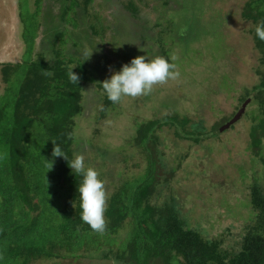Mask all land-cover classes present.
<instances>
[{
  "label": "trees",
  "instance_id": "16d2710c",
  "mask_svg": "<svg viewBox=\"0 0 264 264\" xmlns=\"http://www.w3.org/2000/svg\"><path fill=\"white\" fill-rule=\"evenodd\" d=\"M111 1L114 8L120 3L119 0ZM139 1L150 9L153 18L139 17L138 4L127 0L123 3L128 4L129 10L119 12V30L115 23L107 28L103 23L99 24L100 27L94 25V34L113 29L110 32H120L127 44L136 47L140 43L138 48L151 37L163 46L166 59H169L171 50L165 33L170 38L173 34L175 38L171 39L177 43L195 36L184 27L177 29L183 16L176 14V7L160 13L156 7H151V3L157 0ZM42 2L36 0V8L32 11L29 0H18L28 52L20 63L0 64L1 75L7 84L0 95V264H33L43 259L78 257L85 250L101 251L102 258L113 259L118 264H264V191L258 185L250 194L255 221L248 225L236 252L224 249L221 240L208 239L193 229L183 217L178 196L166 192L169 182L175 178L176 168L172 167L170 156L164 152L165 134H161L164 127L169 126L166 130L172 132L177 142L180 140L189 149L200 151L205 143L219 138L218 130L235 114L216 122L210 130L206 129L203 121H191L178 115L156 120L135 118L131 124L134 135L129 144L138 149L139 159L137 165H132V174L107 194L104 231L96 232L80 219L77 187L81 177L72 173L68 161L54 157L53 152L56 145L71 160L74 155L86 156V149L87 152L88 149H99L97 155H101L106 163L113 159L111 155L117 156L116 150L102 148L91 139L81 137L83 133H76L77 119L86 117L84 83L96 85V69L101 70L105 61L94 60L84 64L75 52L64 60L62 52L66 50L64 45L68 39L66 30H59L58 24L53 28L57 32L48 33L39 44L38 60H32L31 55L37 47ZM60 2L62 19L71 20L79 27L82 22L72 17H77L75 12L80 9V1ZM91 3L93 0H83L84 8L88 9ZM167 5L165 1L166 8ZM242 18L254 25L252 36L260 55V66L256 70L259 83L241 98L243 103L249 101V104L254 99L260 104L261 117L254 118L249 129L251 148L259 156L264 142V42L257 38L255 26L264 21V0H249L242 10ZM148 19L158 20L151 25ZM53 23L54 20L52 26ZM154 28H159L160 32L152 33ZM77 31V34L81 33L80 29ZM78 42L77 39L74 44L79 45ZM85 49L90 53V49ZM163 52L160 54L164 55ZM49 54L51 58L47 59ZM76 59L79 63L72 67L69 61L73 63ZM72 69L78 76L77 83L69 79ZM107 75H112V72ZM98 86L102 87L100 83ZM88 90L92 92L91 88ZM91 99L89 96L88 101ZM102 103L100 114L88 118L87 122L105 118L109 108H115V103L107 96ZM202 154H206L205 149ZM126 158L122 159L123 163H128ZM49 161L53 162L51 170ZM141 161L146 163L143 168ZM106 163H101L97 169L104 170ZM138 170L140 173L137 174ZM118 176L121 177L120 174ZM75 200L76 208L73 207ZM122 229L127 235L119 239Z\"/></svg>",
  "mask_w": 264,
  "mask_h": 264
},
{
  "label": "rangeland",
  "instance_id": "374dc122",
  "mask_svg": "<svg viewBox=\"0 0 264 264\" xmlns=\"http://www.w3.org/2000/svg\"><path fill=\"white\" fill-rule=\"evenodd\" d=\"M79 1L82 7L76 9L77 17L73 13L70 16L83 23L79 25L80 28L73 25L70 19L69 22L62 19L63 6L60 0H43L41 19L38 21L40 28L37 29V47L31 57L32 60H38L36 52L40 50L39 44L48 33L57 32L53 28L54 24H58L59 30H66V40L68 39L65 43L67 45H64L66 50L62 52L64 60L71 58L74 52L84 64L104 59L102 69H96V85L84 83L86 117L77 119L76 133H83L81 137L91 139L102 148L117 151V156L111 155L113 159L106 163L101 155H97L99 149H92L94 153L89 149L88 152L85 150L86 166L99 172L107 194L118 188L127 175H130L134 168L132 165H137L139 151L129 144L134 135L131 124L135 118L156 120L178 115L191 121H203L206 129L210 130L216 122L236 114L243 104L241 98L246 97L259 83L260 77L256 70L260 66V55L252 36L254 25L242 18V10L249 0H147L153 1L151 7H156L160 13L164 10L169 12V8L176 7V14L183 16L177 29L182 30L184 27L195 35L177 43L171 39L175 38L173 34L171 38L164 34L171 50L169 62L175 65V71L179 75L176 79L154 86L147 95L122 98L119 103L114 104L115 108H109V114L105 118L87 122L88 118L99 115L102 110L106 94L98 85L110 78L108 73L119 71L123 65L129 64L138 56L165 58V52L163 46L151 37L150 41H144L138 48L140 43L136 47L127 44L120 32H110L113 29H106L99 35L94 34V25L103 23L106 28L115 23L119 30V12L129 10L128 4H124L127 0H119L122 5L119 3L116 8L111 0H93V3L88 4V9L84 8L83 0ZM165 1L168 3L167 8L164 6ZM133 3L139 5V17L153 18L150 9L139 0H133ZM35 5L36 0H29L32 11L36 8ZM148 20L153 25L158 19ZM78 29L81 30L80 34H77ZM155 32H160V29L154 28L152 33ZM77 39L79 45L74 44ZM26 47L18 0H0V64L22 62L28 52ZM85 47L91 50L87 55ZM106 51H109L108 57ZM161 51L164 55L160 54ZM173 56L175 60L171 59ZM48 58H51L50 54L47 55ZM71 61V66L77 67L79 60L76 59L73 63ZM6 87L0 69V95ZM89 96H92L90 101ZM260 117V104L252 99L235 125L219 133V138L214 142L205 143L203 149L206 154H202L203 149L196 151L189 149L180 140L177 142L172 132L166 130L169 126H165L161 132L162 135L165 134L164 152L170 156L172 167L176 168L175 178L166 187L167 194L178 196L185 215L183 217L193 229H197L208 239L221 240L222 247L231 252L240 248L248 225H253L255 221V212L250 204L252 188L258 185L264 191V142L259 156H256L251 148L249 135L254 118ZM125 132L128 134H124ZM125 158L128 163H123L122 159ZM101 163H106L102 171L97 169ZM127 164L129 167H125ZM145 164L141 161L142 168ZM126 235V230H120L119 239ZM101 254V251L96 253L85 250L78 257L43 259L33 264L119 263L113 259H104Z\"/></svg>",
  "mask_w": 264,
  "mask_h": 264
},
{
  "label": "clouds",
  "instance_id": "9594fccd",
  "mask_svg": "<svg viewBox=\"0 0 264 264\" xmlns=\"http://www.w3.org/2000/svg\"><path fill=\"white\" fill-rule=\"evenodd\" d=\"M255 33L257 38L264 42V21L256 24ZM85 54H88L87 51ZM171 59L175 60V57L173 56ZM46 74L48 73L46 72ZM178 75L179 73L175 71V65L170 63L169 59L160 56L152 58L145 55L132 59L129 64L123 65L119 71H114L110 78L100 85L109 101L119 103L124 97L135 98L147 95L154 86L176 79ZM69 79L73 83L78 82V76L74 74L73 69L69 72ZM53 156L64 158L68 161L72 173L81 177L77 187L80 219L92 230L103 232L106 226L107 192L99 172L91 166H86L83 155H74L69 160L56 145ZM48 166L51 170L53 162L49 161ZM76 200L73 203L74 208H76Z\"/></svg>",
  "mask_w": 264,
  "mask_h": 264
},
{
  "label": "water",
  "instance_id": "95a60500",
  "mask_svg": "<svg viewBox=\"0 0 264 264\" xmlns=\"http://www.w3.org/2000/svg\"><path fill=\"white\" fill-rule=\"evenodd\" d=\"M249 101H246L245 103L242 104V107L239 109V111L235 114V116L225 125H223L218 132L222 133L228 129H230L233 125H235L243 116V114L245 113L247 104Z\"/></svg>",
  "mask_w": 264,
  "mask_h": 264
}]
</instances>
